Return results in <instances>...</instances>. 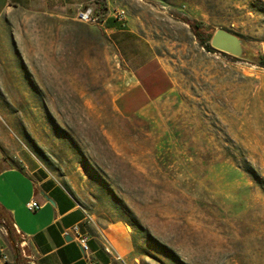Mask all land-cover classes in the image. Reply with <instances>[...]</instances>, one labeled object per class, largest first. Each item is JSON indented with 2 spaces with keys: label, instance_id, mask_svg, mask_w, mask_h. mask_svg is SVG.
I'll return each instance as SVG.
<instances>
[{
  "label": "rangeland",
  "instance_id": "obj_1",
  "mask_svg": "<svg viewBox=\"0 0 264 264\" xmlns=\"http://www.w3.org/2000/svg\"><path fill=\"white\" fill-rule=\"evenodd\" d=\"M86 7L105 25L77 19ZM80 9L0 18V154L31 158L70 190L121 264H264V66L211 44L224 28L264 54V0ZM121 10L118 26L161 59L166 81L133 116L116 106L131 70L106 28ZM114 227L128 237L121 252Z\"/></svg>",
  "mask_w": 264,
  "mask_h": 264
},
{
  "label": "crops",
  "instance_id": "obj_2",
  "mask_svg": "<svg viewBox=\"0 0 264 264\" xmlns=\"http://www.w3.org/2000/svg\"><path fill=\"white\" fill-rule=\"evenodd\" d=\"M92 2L96 0H0V18L13 7L72 17ZM120 21H109L106 28L114 34V42L131 70V85L117 98L116 106L123 116H133L165 89L166 81L161 77V59L132 48L133 35L118 26ZM16 159L10 165L12 158L0 154V255L8 256L0 264H25L22 255L31 259L30 264H121L106 250L105 242L94 231L92 218L73 193L31 158ZM33 200L41 207L31 210L27 204ZM6 218L18 238L14 240L16 246L12 245ZM74 227L88 234V252L74 236ZM120 228H113L119 231L115 237L122 241L119 252L128 240Z\"/></svg>",
  "mask_w": 264,
  "mask_h": 264
},
{
  "label": "water",
  "instance_id": "obj_3",
  "mask_svg": "<svg viewBox=\"0 0 264 264\" xmlns=\"http://www.w3.org/2000/svg\"><path fill=\"white\" fill-rule=\"evenodd\" d=\"M211 44L217 50L243 59H248L253 50L241 36L224 28H218L214 32ZM11 242L13 246H16L14 240Z\"/></svg>",
  "mask_w": 264,
  "mask_h": 264
},
{
  "label": "built area",
  "instance_id": "obj_4",
  "mask_svg": "<svg viewBox=\"0 0 264 264\" xmlns=\"http://www.w3.org/2000/svg\"><path fill=\"white\" fill-rule=\"evenodd\" d=\"M124 14H125L124 10H121L120 13L118 14L119 18L121 19L122 17H124ZM76 18L83 21V22H88L91 24H100L102 26L105 25L104 14L102 12H97L92 7H86V8L80 9L76 14ZM27 206L31 210H36V209L41 207V204L38 201L33 200V201L29 202L27 204ZM73 233H74V236H76L78 238V241L80 242L83 250L85 252H88L89 251V245H88L89 236H88V234H85V235L81 234L78 227L73 228ZM106 250L109 253L113 254V251L110 248L106 247ZM7 258H8L7 254L0 255V261L1 260H7ZM117 258L119 259V258H121V256H118Z\"/></svg>",
  "mask_w": 264,
  "mask_h": 264
},
{
  "label": "trees",
  "instance_id": "obj_5",
  "mask_svg": "<svg viewBox=\"0 0 264 264\" xmlns=\"http://www.w3.org/2000/svg\"><path fill=\"white\" fill-rule=\"evenodd\" d=\"M187 21L190 24L193 32L195 33V35L198 38H201L202 35L207 31L206 28L202 27L198 22L191 21V20H187ZM247 60L251 61V62H254V63H256V64H258L260 66H264V54H262L259 51H256L255 49L252 50L251 56ZM6 222L7 223L5 225L9 229V233L11 235V238L16 241V238L12 234V228H11L7 218H6ZM17 255H20V253H18Z\"/></svg>",
  "mask_w": 264,
  "mask_h": 264
}]
</instances>
